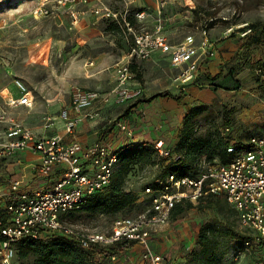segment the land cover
I'll list each match as a JSON object with an SVG mask.
<instances>
[{"label": "rangeland", "instance_id": "rangeland-1", "mask_svg": "<svg viewBox=\"0 0 264 264\" xmlns=\"http://www.w3.org/2000/svg\"><path fill=\"white\" fill-rule=\"evenodd\" d=\"M117 1L106 0V4L114 10H123V2L121 1V4ZM146 1L148 2L138 0L141 3ZM39 3L40 0H19L11 7L0 10V91L14 79L21 80L31 89L34 96L33 107H17L11 110V113L24 126L41 132L45 124L43 116L51 118L48 127L52 123L55 128L61 126L58 120L59 110L67 103L71 86L81 84L84 77L81 76L82 66L79 64L81 57L68 55L73 42L70 40L71 31L65 12L53 10L46 16L34 18L31 16V10ZM137 4L136 0L125 8L133 11ZM143 8L154 10L152 5ZM173 13H179L177 18L180 21L173 19L175 24L171 26L173 21L170 17ZM161 17L172 41H178L191 34L199 42L200 30L207 29V36L213 42L215 52L212 58L202 63L205 66L202 71L209 76L221 72L218 79L209 80L202 76L200 71L192 82L180 83L175 80L179 69L170 68L162 59L160 61L163 62L159 66H154L151 60L140 64L137 69L139 77L135 76V81L143 89V99L146 100L157 92L168 94L167 97L152 99L154 104L146 112L147 119H144V122L157 123L163 130H170L171 139L169 138L167 146L171 149L177 140L183 117L191 107L201 108L193 116L194 137L206 138L215 143L223 141L224 135L227 134L243 141L250 135L260 133L264 129V81L257 70L259 67L264 69V0H167ZM101 23L106 28V21L102 20ZM143 23L139 29L149 31L152 25L145 21ZM249 26L251 30L244 34ZM230 27L231 31L227 32ZM96 37L87 36V41L80 44L77 49L80 56L93 55L90 47L104 44L97 42ZM117 38L118 36L112 40L114 44H117ZM102 39H107L106 35ZM213 59H216V62L208 68L207 62ZM2 104L0 97V105ZM126 109L121 114L120 109L112 110V114L95 123V129L100 130L110 121L125 116ZM225 126H229V131H225ZM48 127L47 135L60 132ZM3 133L4 125L0 123V142L3 141ZM151 136L158 135L153 133ZM148 139L152 140L150 135ZM123 141L122 145L126 144ZM208 156L207 153L198 159V168L218 161L216 156L209 161ZM34 160L33 158L27 161L17 154L0 158L1 204L6 201L10 182L21 178L25 172L28 175L31 170L23 166ZM32 162L31 166H34L38 161ZM158 165L134 166L127 174L123 187L138 196L136 206L132 205L115 215L82 212L70 220L71 226L78 230L105 232L109 230L115 217L138 214L146 202L142 196V188L159 174ZM34 173L32 169L31 174L36 175ZM49 178L53 179L54 175ZM41 182L48 181L28 179V187L32 189ZM28 187L26 189H29ZM221 202L223 198L220 196L203 198L192 203L177 220L170 219L169 229L163 233L162 239L158 240L168 260L186 256L194 244L197 227L204 221L218 216L217 208ZM224 214L229 222L240 229L236 225L235 217L229 212ZM233 244L232 240L223 243L221 264H246L250 258L246 253L239 261L232 260L230 251ZM29 262V259L18 258L15 251L11 264Z\"/></svg>", "mask_w": 264, "mask_h": 264}, {"label": "built area", "instance_id": "built-area-1", "mask_svg": "<svg viewBox=\"0 0 264 264\" xmlns=\"http://www.w3.org/2000/svg\"><path fill=\"white\" fill-rule=\"evenodd\" d=\"M89 2L40 0L39 5L31 10V16L39 18L59 6L89 5ZM94 2L90 7L92 14L99 19L116 21L124 29L127 49L114 64L115 83L110 90L102 92L79 85L71 86L70 106L76 115L71 117L68 108L59 111L66 134H73L83 120L97 118L102 106L110 103L122 105L142 96V89L130 68L131 63L146 60L160 51L167 54L171 66L179 69L175 80L188 83L199 75L202 63L214 55L213 42L209 40L205 28L200 30L199 42L191 34L177 42L170 41L161 17L167 0H158L154 10L143 8L133 11L129 8L114 10L100 0ZM69 14L71 23L75 24L77 16L72 12ZM128 17H132L135 24ZM145 19L153 22L149 31L139 29ZM248 31L249 28L244 34ZM12 84L18 94L5 93L0 105V123L4 125L0 158L23 150L30 151L38 159L37 164L32 166L35 173L48 180L52 175L54 178H50L49 188L38 186L26 189L20 179L10 182V201L6 204L10 218L0 227L4 237L0 242V264H11L14 244L20 239H37L49 232L67 235L84 249L98 247L109 251L110 247H118L122 252L131 244L138 243L142 248L141 264H164L163 255L150 245L151 235L169 224L172 209L177 203L197 202L205 193L223 195L237 212L239 228L250 236L232 250V260L237 262L246 253L250 257L246 264H264V129L243 140L240 146L229 145L226 150L233 155L226 163H208L199 168L196 176L169 174L157 179L153 185L145 186L142 196L146 202L141 211L134 216L115 217L109 230H78L71 226L69 213L78 210L88 195L110 183L118 161L115 149L108 143L84 147L77 140L65 142L59 134L44 137L31 131L12 115L11 110L32 108V92L19 79H14ZM44 119L46 128L51 118L44 116ZM117 126L128 138L132 137V131L124 123L118 122ZM153 148L159 156L170 153V148L161 139L153 142ZM117 257L111 254V262Z\"/></svg>", "mask_w": 264, "mask_h": 264}, {"label": "trees", "instance_id": "trees-1", "mask_svg": "<svg viewBox=\"0 0 264 264\" xmlns=\"http://www.w3.org/2000/svg\"><path fill=\"white\" fill-rule=\"evenodd\" d=\"M18 1L2 0L0 2V10L5 7L9 8ZM128 19L132 24H135L132 17H128ZM102 20H105L107 24L105 30L110 31L118 38L120 36L123 37L127 48L124 29L116 21ZM248 28L251 30V26ZM130 68L135 73V76L139 77V72L134 63H131ZM258 69H260L259 75L264 81V69L261 67ZM220 72L215 76H209L205 72L200 74L210 80L218 79ZM166 95H168L167 92H158L148 99ZM200 110L201 108L199 107H191L186 111L182 126L178 131L177 140L173 145V149L170 148V153L167 156H159L153 148V142L148 141L129 142L115 149L118 161L114 167L110 183L88 195L78 210L69 213V218L72 220L77 214L82 212L115 215L132 205L136 206L138 196L131 191H126L123 187L127 174L134 166H156L159 164V174L145 185L147 186L153 185L157 179L164 178L169 174L196 176L199 172L197 161L207 153L209 154L207 158L209 161L213 159V156H216L218 162H228L233 154L227 152L226 148L229 145L240 146L242 140L240 138H232L228 134L224 135L223 141L215 143L206 138L194 137L193 116ZM225 128L230 129L229 126H225ZM106 132L107 130L99 135L100 140L104 138ZM219 196L223 198V202L218 205V216L204 221L197 227L194 244L186 253L185 261L182 264H221L223 256L222 245L226 240L234 241L230 251L231 255L232 250L236 246L241 245L245 239L250 237L242 229H237L234 223L227 220L224 213L229 212L230 215L236 218V225L239 226L236 210L226 201L223 195L205 193L200 199ZM9 201L10 194L8 191L6 201L3 202L4 204L0 203V227L5 225L10 218V213L6 209V204ZM191 206L192 203L189 201L177 203L172 209L171 219L177 220ZM3 238L0 233V242ZM14 249L17 257L29 259V264H111V254L118 255L121 252L118 247H110L109 251H104L98 247L84 249L74 239L60 232H49L37 239L24 237L14 244Z\"/></svg>", "mask_w": 264, "mask_h": 264}, {"label": "crops", "instance_id": "crops-1", "mask_svg": "<svg viewBox=\"0 0 264 264\" xmlns=\"http://www.w3.org/2000/svg\"><path fill=\"white\" fill-rule=\"evenodd\" d=\"M94 1L96 0H90L89 5H83L81 3H76L71 6H59L55 11H60L62 10L65 12L68 20H69V30L70 32V40L73 42V47L70 49V52H68V55L70 57H81L79 60H82L79 64L82 66L81 70V76L84 77L82 78L83 81H81V84L76 83V85L82 86L84 88L88 89H95L99 91H108L110 90L114 83H115V71H114V64L116 61L120 59V57L125 53L126 51V44L123 41V37L120 36V38H117V44H114L112 40L116 39V35L111 33L108 30H105L102 22V19H99L96 17L94 14L91 13L90 7L95 3ZM104 3H106V0H100ZM119 1V2H118ZM118 3L123 2V8L127 7L128 4H131L135 2L136 0H118ZM122 1V2H121ZM137 8L135 10H140L143 9L144 6L146 5H152L153 8H156L157 5V0H148L146 3H141L138 2L137 0ZM146 9V8H145ZM74 13L77 16V22L75 24L71 23V18L69 13ZM179 16V13H173L170 19L173 21L171 24L174 25L175 22L173 19H176L177 22L180 21L177 17ZM145 23L149 22L152 27H153V22L151 19H145ZM176 22V23H177ZM144 24V23H142ZM141 24V25H142ZM102 25V26H101ZM168 25V24H167ZM169 26V27H171ZM151 27V29H152ZM150 29V30H151ZM168 29V28H167ZM166 25H164V31L165 34L170 37L167 33ZM106 35L107 39H102ZM87 36L88 38L92 36H97V42H100L101 44L104 43L103 45H96L95 47H90L91 52H93V55H88V56H80V52H77V49H79L80 44L84 43L87 41ZM184 37V36H183ZM182 37V38H183ZM87 38V39H86ZM170 39V38H169ZM181 40V39H180ZM172 41V40H170ZM179 41V40H178ZM172 42H177V41H172ZM118 45V47H117ZM79 51V50H78ZM113 51H116V53H113ZM87 52H89L87 50ZM215 52V51H214ZM65 53V52H63ZM119 53V54H117ZM166 61L169 64V67L172 69H176V67L171 66L169 57L167 54H164L160 51L154 52L148 59L146 60H141V61H136L134 64L136 65V68L138 69V66L140 64H146L147 61L151 60L153 62L154 66H159L161 64L160 60ZM214 61V62H213ZM213 61H208L207 62V67L210 68L211 64L216 62V59H213ZM77 62V61H76ZM91 62V63H90ZM165 62V63H166ZM203 64L201 65L200 71L203 72ZM206 69V68H205ZM200 72V73H201ZM83 73V74H82ZM158 76V72H157ZM138 84V83H137ZM139 85V84H138ZM140 87V86H139ZM142 89V88H141ZM31 90V89H30ZM11 92L13 95H17L18 91L14 87L12 83H10L9 86H5L3 89L0 91V97L2 99V96L7 93ZM32 92V90H31ZM158 93V92H157ZM156 94V93H155ZM33 95V92H32ZM154 95V94H153ZM144 92L142 89V96L134 101L127 102L122 105H116L113 103H110L108 105H104L100 108V114L97 118L94 119H86L80 122L74 129L73 134H66L63 128V121L58 115V120L61 122L60 127H53V123L51 124L50 129H57L60 130L59 135L63 137V140L65 142H69L71 140H77L79 141L82 146H88L90 144L94 143H108L111 145L114 149H117L118 146H122V141L124 140L126 143L129 142H141L148 140L149 142H154L158 139L163 140L165 143V146H167V142L169 141V138L171 139L170 136V130H163L162 126L159 124H146L144 122V119H147V111H149V107L154 104V101L152 99H143ZM152 96V95H151ZM166 96H158L153 99H157L160 97H167ZM34 97V96H33ZM62 108H68V113L69 115L75 116V112L71 109L70 106V96L65 105H63ZM129 108V109H126ZM28 109V108H27ZM116 109H120L119 114L122 113L125 109L127 110V113L125 116H122L121 118L117 120L110 121L108 124L102 127V129L98 130L95 129V123L98 122V120L104 119V117H107L109 114H112V110L116 111ZM142 109V111H140ZM14 110V109H13ZM59 110V111H60ZM137 114V115H135ZM44 118V116H43ZM42 118V119H43ZM118 122H122L126 125L128 129H130L133 133L132 137L128 138L125 133L120 130L117 126ZM103 124V123H102ZM24 125V124H23ZM44 126V125H43ZM26 127V126H25ZM28 128V127H27ZM43 130L41 132L38 131H33L36 132L39 135H42L44 137H51L56 134L52 135H47L48 129L45 127L42 128ZM106 135L102 140L99 139V135L103 132L106 131ZM153 133H156L158 136H151ZM150 135L149 140L148 137ZM123 141V142H124ZM168 147V146H167ZM17 156H22L24 159L27 161L31 159H35L34 161H38L37 157L33 155L30 151L23 150L19 151L17 153ZM14 154V155H15ZM13 156V155H12ZM33 161V162H34ZM31 162H28L26 165L23 166V168H28L29 170L32 171V166ZM32 162V163H33ZM31 171H29L28 176L25 173H23L22 177L19 178L21 181L22 187L26 188L28 187V179H38V181H41L42 179H46L48 182H41L39 183L36 187L38 186H44L45 188H49L51 185L50 178L49 180L47 178L39 176L37 173L36 175H32ZM35 174V173H34ZM36 181H34V184ZM30 189V187H28ZM35 188V187H34ZM169 229V224L167 226L159 228V230L155 233H153L150 237V245L152 248L161 253L164 257V264H182L185 261V257H174L171 258L172 260H168L167 257L165 256V251L163 247H160V242L158 241L159 239H162L163 233ZM141 245L138 243H133L131 244L126 250L118 253V257L116 261L112 262L111 264H141L140 260V252H141ZM247 255H245L246 257ZM250 261V258L248 262ZM247 262V263H248Z\"/></svg>", "mask_w": 264, "mask_h": 264}]
</instances>
